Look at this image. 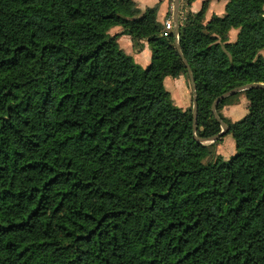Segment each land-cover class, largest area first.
Returning <instances> with one entry per match:
<instances>
[{"label": "trees", "instance_id": "trees-1", "mask_svg": "<svg viewBox=\"0 0 264 264\" xmlns=\"http://www.w3.org/2000/svg\"><path fill=\"white\" fill-rule=\"evenodd\" d=\"M205 8L176 40L133 0H0V264H264V88L242 90L229 158L222 134L195 138L220 131L218 95L264 84V0ZM120 33L147 40L148 65ZM176 41L195 126L163 84L189 77Z\"/></svg>", "mask_w": 264, "mask_h": 264}, {"label": "crops", "instance_id": "crops-1", "mask_svg": "<svg viewBox=\"0 0 264 264\" xmlns=\"http://www.w3.org/2000/svg\"><path fill=\"white\" fill-rule=\"evenodd\" d=\"M133 1L141 11L145 10L146 8L157 6L156 19L157 21L162 23L164 27V22L171 13L169 0H133ZM203 2H205L206 4V8L203 15V22H206L212 15L221 16L224 14V5L226 0H192L189 4H186L185 0H180L178 6V14L183 11L196 12L201 8ZM172 24H173V20H172ZM178 24H180L179 18H178ZM121 29H122L121 26L115 25L109 29V33L110 34L119 33ZM236 33H237V29L235 28H231L228 31L229 41L235 39ZM116 40L120 48H122L127 54H129L135 62L139 63L141 66H146L149 64L151 52L146 39L140 40L141 44L139 48L134 47L131 37L126 33L118 34ZM263 51L264 49L261 50V53H263ZM173 78L177 79V81H181L183 87L186 88L185 91L187 92V100H185L184 105H182V108H185V106L189 105L190 94L184 81L185 79L184 75L179 74Z\"/></svg>", "mask_w": 264, "mask_h": 264}, {"label": "rangeland", "instance_id": "rangeland-1", "mask_svg": "<svg viewBox=\"0 0 264 264\" xmlns=\"http://www.w3.org/2000/svg\"><path fill=\"white\" fill-rule=\"evenodd\" d=\"M185 12L186 11H183V16ZM261 50H260V53H261ZM261 55L264 58V51L263 53H261ZM183 75L185 78L184 79L185 84L190 94L189 105L185 106V108L183 109L189 108L192 112V89H191L190 78L186 76L185 74ZM173 77L175 76H171V75L165 76L163 84L165 88L169 91V94L171 98L173 99L174 103L182 107V105H184L185 103V100H187V92L185 91L186 88L183 87L181 81H177V79ZM247 107H248L247 97L244 91L239 90L237 91V94L233 97L231 102L222 105L218 110L225 117L227 123H225L226 124L225 131L220 136V139L215 143L214 151L216 154H219L224 159L229 158L235 152L234 141H233L232 134L228 126L231 124V122L243 117L247 112ZM206 142L209 143L210 141H206Z\"/></svg>", "mask_w": 264, "mask_h": 264}, {"label": "water", "instance_id": "water-1", "mask_svg": "<svg viewBox=\"0 0 264 264\" xmlns=\"http://www.w3.org/2000/svg\"><path fill=\"white\" fill-rule=\"evenodd\" d=\"M179 1L180 0H174V8H173V28H172V32L174 34V36L177 38V33H178V27H179V24H178V6H179ZM177 40V39H176ZM175 46L179 52V54L181 55L182 57V60L184 61L187 69H188V73H189V78H190V83H191V89H192V114H193V126H195V119H196V111H197V103H196V90H195V84H194V80H193V77H192V73H191V70L185 60V58L183 57L180 49H179V46H178V43L176 41L175 43ZM252 86H260V87H263L264 88V84L261 83V82H251V83H246L244 85H240V86H237V87H233L229 90H226L224 91L223 93H221L220 95H218L212 102V105H211V110L213 112V115L214 117L219 121L220 123V126H221V130L209 137V138H202V137H197L195 136V138L197 139V141L199 142H206V141H210V142H213L217 137H219L226 129V124L219 118V116L217 115L216 111H215V106L217 104V102L226 97L227 95L231 94V93H234V92H237L239 90H243V89H246L248 87H252ZM195 135V134H194Z\"/></svg>", "mask_w": 264, "mask_h": 264}, {"label": "built area", "instance_id": "built-area-1", "mask_svg": "<svg viewBox=\"0 0 264 264\" xmlns=\"http://www.w3.org/2000/svg\"><path fill=\"white\" fill-rule=\"evenodd\" d=\"M169 5H170L171 13H170L169 17L164 22V29L165 30H168V29L171 30L172 29V25H173L172 24V20H173L174 0H169ZM178 18L180 19V21L183 19V12H180L178 14Z\"/></svg>", "mask_w": 264, "mask_h": 264}]
</instances>
